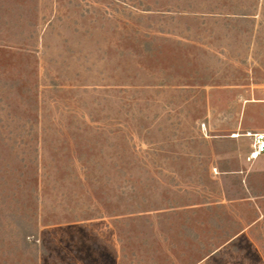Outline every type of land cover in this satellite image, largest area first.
<instances>
[{
  "label": "rangeland",
  "instance_id": "374dc122",
  "mask_svg": "<svg viewBox=\"0 0 264 264\" xmlns=\"http://www.w3.org/2000/svg\"><path fill=\"white\" fill-rule=\"evenodd\" d=\"M264 0H0V264H264Z\"/></svg>",
  "mask_w": 264,
  "mask_h": 264
},
{
  "label": "built area",
  "instance_id": "2783aa9c",
  "mask_svg": "<svg viewBox=\"0 0 264 264\" xmlns=\"http://www.w3.org/2000/svg\"><path fill=\"white\" fill-rule=\"evenodd\" d=\"M248 135L252 138V143L247 158L253 160L264 154V132H254Z\"/></svg>",
  "mask_w": 264,
  "mask_h": 264
}]
</instances>
